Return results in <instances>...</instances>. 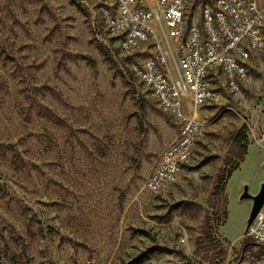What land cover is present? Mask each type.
I'll return each mask as SVG.
<instances>
[{
  "label": "rangeland",
  "instance_id": "rangeland-1",
  "mask_svg": "<svg viewBox=\"0 0 264 264\" xmlns=\"http://www.w3.org/2000/svg\"><path fill=\"white\" fill-rule=\"evenodd\" d=\"M116 44L92 0H0V264H235L241 195L264 182V142L236 139L264 126V49L237 94L215 80L189 160L152 193L178 125Z\"/></svg>",
  "mask_w": 264,
  "mask_h": 264
},
{
  "label": "built area",
  "instance_id": "built-area-1",
  "mask_svg": "<svg viewBox=\"0 0 264 264\" xmlns=\"http://www.w3.org/2000/svg\"><path fill=\"white\" fill-rule=\"evenodd\" d=\"M92 1L132 77L177 122L176 138L144 180L148 191L164 192L190 158L199 111L220 100L215 80L221 75L237 94L252 53L264 49V0ZM247 130L264 142V126ZM245 237L264 244V203Z\"/></svg>",
  "mask_w": 264,
  "mask_h": 264
},
{
  "label": "trees",
  "instance_id": "trees-1",
  "mask_svg": "<svg viewBox=\"0 0 264 264\" xmlns=\"http://www.w3.org/2000/svg\"><path fill=\"white\" fill-rule=\"evenodd\" d=\"M130 60V59H129ZM126 64V61H125ZM242 128L236 135L237 142L241 141L244 142V145L242 147V150L245 153V144L246 139L248 136L247 130ZM243 153V154H244ZM238 163L231 166L230 169L226 172L225 175H223L221 178H218L217 181L219 184L225 185L227 181L230 179L232 174L239 169V163L243 162L242 156L238 155ZM217 188V187H216ZM0 187V192H1ZM220 193H223V189L220 190ZM241 259V260H240ZM264 261V244H260L255 242L253 239L249 237H244L243 244L241 247V251L239 256L237 257V260L235 264H261Z\"/></svg>",
  "mask_w": 264,
  "mask_h": 264
},
{
  "label": "water",
  "instance_id": "water-1",
  "mask_svg": "<svg viewBox=\"0 0 264 264\" xmlns=\"http://www.w3.org/2000/svg\"><path fill=\"white\" fill-rule=\"evenodd\" d=\"M241 199H250L252 201L251 210L246 223L248 227L253 221L259 209L261 208L262 204L264 203V182L261 184L258 193L254 196L248 195L245 188L244 192L241 195ZM261 264H264V261Z\"/></svg>",
  "mask_w": 264,
  "mask_h": 264
}]
</instances>
